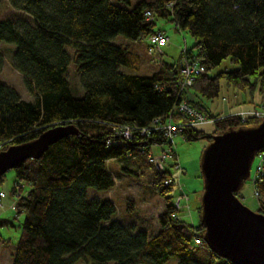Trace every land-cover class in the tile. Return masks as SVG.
I'll return each instance as SVG.
<instances>
[{"label": "trees", "instance_id": "trees-1", "mask_svg": "<svg viewBox=\"0 0 264 264\" xmlns=\"http://www.w3.org/2000/svg\"><path fill=\"white\" fill-rule=\"evenodd\" d=\"M8 2L12 10L0 17V41L16 44L13 65L34 98L25 99L0 76V152L32 141L56 124L72 123L79 129L78 135L58 140L40 158L13 169L16 215L25 218L12 264H234L209 248L202 221L195 225L178 215L176 185L165 184L173 176L171 165L161 170L149 161L154 144L166 140L163 130L151 135L141 131L152 127L156 118L168 119L182 99L215 120L207 126H185V140L211 142L218 133L261 123L263 119L254 117L243 122L234 113L214 114L204 100L215 99L225 80L249 96L246 102L253 103L260 91L264 108V0ZM148 9L154 11V20L147 19ZM159 17L194 38L187 51L206 70L191 88L180 89L181 55L172 63L161 60L150 75L121 70H139L142 55L129 44L148 48L145 41L157 31ZM71 64L84 95L74 94ZM122 126L133 130L131 139L119 134ZM112 159L164 200L157 234L120 221L115 201L90 198L91 187L102 191L115 185L108 168ZM256 187L258 211L264 214V175ZM199 209L201 216V205ZM7 225H14L13 220L0 218V226ZM197 236L204 239L202 246L196 244ZM202 248L209 252L208 260L193 257Z\"/></svg>", "mask_w": 264, "mask_h": 264}, {"label": "rangeland", "instance_id": "rangeland-1", "mask_svg": "<svg viewBox=\"0 0 264 264\" xmlns=\"http://www.w3.org/2000/svg\"><path fill=\"white\" fill-rule=\"evenodd\" d=\"M114 1V0H113ZM136 1V0H135ZM12 6L8 0H0V17L8 16L11 12ZM157 30L163 29L170 40L164 47V54L159 56L156 54L149 55L148 48L142 47L140 44L130 43V47L137 53L142 55V61L139 64V70L134 71L131 68L121 67V70L136 74L150 75L157 67V64L161 60L168 62H175L179 60L183 49L186 46L192 47L194 38L187 31L183 29H177L174 22L167 20L166 18L159 17L156 19ZM118 42L125 45L128 42L121 37L117 38ZM149 40L145 43L149 45ZM16 49L15 43H6L0 41V65L3 81L9 86H14L17 91L25 99L33 100L32 96L26 86L24 85L23 75L13 65L14 50ZM226 65V63H225ZM224 65V66H225ZM221 66L215 69L214 72L224 68ZM69 79L73 84V91L75 95H84L85 88L81 83V78L78 72L75 71L73 64L69 68ZM221 91L215 99H205L204 103L211 109L214 114L217 113H230L234 109L249 108V106H255L257 109H262L261 102L263 99L262 93L258 91L255 94L254 104L246 103L249 100V96L235 89L232 86H228L225 80L221 81ZM210 141L206 138H200L197 140L189 141L185 140L181 133L176 134L173 143L170 144H154L151 148V155L155 158L163 155L165 150L173 148L177 154V158L166 160V163L171 165L175 161H178L183 168V172L180 174L179 188L176 195L190 196L189 201H182V205H188L189 208H182L180 215L184 220L198 225L201 221L200 217V205L202 192L204 190V179L201 171V160L204 150L208 147ZM261 158L256 156L252 165L251 178L245 181L244 186L240 191L241 201L246 204L253 211H258L260 204L258 203V196L255 193L254 178L258 175L257 168L261 163ZM147 158L142 157V161H146ZM131 164H129L130 166ZM131 167H135L134 164ZM108 168L110 169L113 177L115 178V185L112 190H96L90 188V198L97 196L99 198H109L115 200L118 219L122 222H128L133 224L134 227L143 228L149 230L151 234H157L159 229L158 215L164 212V200L157 197L148 183L141 184L137 177L133 176V173L128 174L125 170H122L120 163L117 160L112 159L108 162ZM139 171V170H136ZM144 179H148L145 175ZM16 172L9 170L3 177V181L0 182V192H4L6 198L3 200L2 206H0V218L11 219L14 225L0 226V264H12L13 255L15 252V244L19 241L22 228L20 223L24 220L25 215L22 213L16 215V210L13 205L16 203L18 195L11 194V189L15 185ZM29 188L28 184L24 186L23 192H26ZM131 205V207H130ZM253 205V206H252ZM256 206V207H255ZM193 257L200 260H208L209 252L205 249H197L194 251ZM178 258H174L172 262H177ZM76 264H92L91 261H79Z\"/></svg>", "mask_w": 264, "mask_h": 264}, {"label": "water", "instance_id": "water-1", "mask_svg": "<svg viewBox=\"0 0 264 264\" xmlns=\"http://www.w3.org/2000/svg\"><path fill=\"white\" fill-rule=\"evenodd\" d=\"M78 133L72 123L56 124L32 141L3 149L0 180L27 159L40 158L58 140ZM263 149L264 119L255 126L214 135L202 156L204 239L210 249L234 264H264V214L250 209L237 194L251 178L254 159Z\"/></svg>", "mask_w": 264, "mask_h": 264}, {"label": "built area", "instance_id": "built-area-1", "mask_svg": "<svg viewBox=\"0 0 264 264\" xmlns=\"http://www.w3.org/2000/svg\"><path fill=\"white\" fill-rule=\"evenodd\" d=\"M172 4V3H171ZM145 15H147V19L154 20L156 18V15L153 10L148 9L146 11ZM148 40V53L149 55H163L164 47L168 44L170 38L166 35V32L163 29L157 30L154 34L149 36ZM189 46H186L182 53L180 58V67H181V75H180V89L182 91L184 89L191 88L195 81L197 80L198 76L203 74L206 70V66L203 65L197 58L190 56L188 53ZM180 57V56H179ZM170 117L166 120H162L160 118L154 119L152 127H145L142 128L141 134L145 135H151L153 130H163L165 133L166 140L165 142H168L170 144L173 143L174 137L176 134L183 133L185 126L190 127H202L207 126V124H212L215 120L210 118L207 114L203 113L201 110H198L196 107H193L190 102H188L187 99H182L178 101L173 109L171 110ZM178 115L181 117L179 120H174V117ZM234 115H238L242 118L243 122L250 121L251 117L257 118V119H264V108L262 109H249V110H239V112L234 113ZM119 134L123 135L126 139H131L133 136V130L129 126H122L118 129ZM183 135V134H182ZM184 137V136H183ZM162 143V144H165ZM1 148V147H0ZM261 159V163L259 164L257 171L258 175L254 178L255 182V193L259 197V189L256 187V181H260L263 178L264 175V149L257 154ZM175 159L177 158V154L174 152L173 148L169 150H165L163 155L160 157H153L151 153L149 154V161L161 170L166 169V167L169 166V164L166 163V160ZM172 167V177H169L166 179L165 184L174 183L176 185V193L179 188V179L180 174L183 172L182 165L175 161L173 164H171ZM6 195L4 192H0V206L3 204L4 198H6ZM186 199V201H189L190 196H186L184 194L182 195H176L175 194V205L178 210H182V208H189L188 205H182V201ZM16 203L13 205V208H16ZM180 212L178 213V215ZM196 244L198 246H202L204 243V239L202 237H195Z\"/></svg>", "mask_w": 264, "mask_h": 264}, {"label": "crops", "instance_id": "crops-1", "mask_svg": "<svg viewBox=\"0 0 264 264\" xmlns=\"http://www.w3.org/2000/svg\"><path fill=\"white\" fill-rule=\"evenodd\" d=\"M155 70H156V68H154ZM154 70V71H155ZM246 103H251V104H254V102L252 103V102H246ZM253 108H256L255 106H253V107H251V106H249V108H244V109H234V110H232V111H230V113H221V114H225V115H228V114H231V113H235V112H239V110H249V109H253ZM112 190V189H111ZM113 201H115V200H113ZM158 231H160V225H159V229H158Z\"/></svg>", "mask_w": 264, "mask_h": 264}, {"label": "bare ground", "instance_id": "bare-ground-1", "mask_svg": "<svg viewBox=\"0 0 264 264\" xmlns=\"http://www.w3.org/2000/svg\"><path fill=\"white\" fill-rule=\"evenodd\" d=\"M253 206V205H252ZM256 207V206H255Z\"/></svg>", "mask_w": 264, "mask_h": 264}]
</instances>
